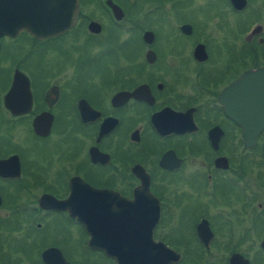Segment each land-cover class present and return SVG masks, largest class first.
Listing matches in <instances>:
<instances>
[{
  "label": "flooded vegetation",
  "instance_id": "flooded-vegetation-1",
  "mask_svg": "<svg viewBox=\"0 0 264 264\" xmlns=\"http://www.w3.org/2000/svg\"><path fill=\"white\" fill-rule=\"evenodd\" d=\"M76 1L57 36H0V264H114L87 224L142 241L155 208L176 264H264V0H109L126 57L87 30L107 0Z\"/></svg>",
  "mask_w": 264,
  "mask_h": 264
},
{
  "label": "water",
  "instance_id": "water-1",
  "mask_svg": "<svg viewBox=\"0 0 264 264\" xmlns=\"http://www.w3.org/2000/svg\"><path fill=\"white\" fill-rule=\"evenodd\" d=\"M235 9L242 8L244 0H230ZM104 5L110 10L115 21L123 17L121 9L111 1H105ZM78 14L76 0H0V36L15 37L18 32L25 31L36 39L43 40L57 36L70 29ZM87 30L93 34L100 32V25L89 22ZM145 42L149 43L151 34H143ZM146 54V58L149 57ZM151 54V53H150ZM258 72H248L243 79L255 78ZM19 72L14 73L13 84L10 91L17 90L16 83L21 80ZM34 123V130L39 134H45L46 128ZM58 203V202H57ZM79 221V216H76ZM157 219V209L149 224L146 238L142 241L133 240L127 235H114L112 239L99 238L87 224L89 239L87 246L93 250H101L114 264H176L178 256L165 248L160 242L152 239L151 230ZM96 226V225H95ZM119 229V233H120ZM54 253V254H53ZM41 259L46 264H68L55 249H48L41 254Z\"/></svg>",
  "mask_w": 264,
  "mask_h": 264
},
{
  "label": "rangeland",
  "instance_id": "rangeland-1",
  "mask_svg": "<svg viewBox=\"0 0 264 264\" xmlns=\"http://www.w3.org/2000/svg\"><path fill=\"white\" fill-rule=\"evenodd\" d=\"M202 2H203L202 0H199L200 5L202 4ZM100 4L102 6V2H100ZM215 5H217V6L221 5V2H218V0H215ZM82 10H83V13H85L87 15H92L93 18H91V19L96 21L100 25H102V27L104 28L103 36L101 35V37H100L101 39L100 38L98 39L100 42L108 41L107 37H110V38L116 37V38H118V41L119 40H125L128 37V34H129L128 28L130 27V25L132 23L126 16H124V18L120 22H117V23L114 22L113 20L109 21L105 17V14H103L102 8H100L95 3H88L85 7L82 8ZM203 14L204 15L206 14V10L203 9L202 7H200L198 10V15L202 16ZM125 15H126V13H125ZM135 19H136V21H139V20H142L143 17H142V15H139ZM229 19H232V17H230ZM117 27H118V29H117ZM138 32L140 34V31H138ZM104 36H106V37H104ZM109 40H111V39H109ZM136 48H137V46H136ZM98 49H99V51H98ZM98 49H97L98 52H100V53L104 52V48L102 46H100ZM110 50H111V48H109L107 51L110 52ZM107 53L104 55L106 56ZM79 259H80L79 257H72V259H71V261L73 262L72 264H79V261H80ZM85 262H86L85 264H112L110 261H106V260L101 261V259L97 255H92V256L86 257Z\"/></svg>",
  "mask_w": 264,
  "mask_h": 264
},
{
  "label": "trees",
  "instance_id": "trees-1",
  "mask_svg": "<svg viewBox=\"0 0 264 264\" xmlns=\"http://www.w3.org/2000/svg\"><path fill=\"white\" fill-rule=\"evenodd\" d=\"M118 47H119L118 49H119V52H120V56L126 57L127 56L126 40H124L123 42H119Z\"/></svg>",
  "mask_w": 264,
  "mask_h": 264
}]
</instances>
